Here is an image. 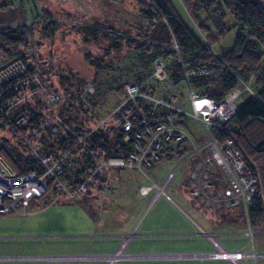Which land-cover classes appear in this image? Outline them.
I'll return each instance as SVG.
<instances>
[{
    "label": "rangeland",
    "instance_id": "rangeland-1",
    "mask_svg": "<svg viewBox=\"0 0 264 264\" xmlns=\"http://www.w3.org/2000/svg\"><path fill=\"white\" fill-rule=\"evenodd\" d=\"M183 1L171 0L185 25L202 40V34ZM2 2L10 3L11 7L0 11V29L6 26L13 28L24 42L13 50L12 55L0 53V80L18 70L24 60L33 65L35 76L27 85H37L38 91L33 93V89L27 88L18 99L26 101V114L41 113L44 134H51L47 129L49 126L56 134L73 129L63 125V111V114L69 111L77 113L86 133L98 126H117L113 117L118 102L116 89L124 80L135 81L137 76H144L150 67H154V63L150 67L144 64L149 58L141 50L126 46V38L149 42L157 39L164 45L163 37L157 32L148 37L141 35L147 24L140 13L141 0H0ZM51 20L55 21L57 28L46 36L40 28ZM236 23L235 17L226 11V25L231 30L213 45L217 54L233 44ZM87 28L97 29L100 35L91 38L85 31ZM107 29L118 38H106L104 33ZM86 54L88 60L95 61V65L85 58ZM61 74H73L83 80L79 85L80 99L76 94L74 99H70V94L63 91L59 82ZM239 80L237 88L241 94L238 103L251 96L261 83L247 73L240 74ZM144 81L148 84L153 82L150 77ZM171 89L185 99L188 96V87L183 82ZM54 95L58 98L51 100ZM67 108L69 110L65 111ZM184 109L190 111L187 105ZM184 119L182 127L201 147L207 141L202 125L190 115ZM73 126L76 127L77 123ZM5 140L8 146H5ZM0 145L11 150L14 157L17 153L31 154L18 138L13 137L7 126L0 128ZM185 145L182 143L174 150L180 152ZM192 152L193 146L187 144L184 156ZM208 155L209 152L204 150L203 156ZM197 156L195 161L199 163ZM182 157L183 154L163 157L154 161L151 168L142 169L158 185L168 171L175 170L176 178L163 185V190L172 200H167L162 192L153 200L156 188L147 195H141L138 187L150 181L138 168H105L99 174L104 182L95 179L93 170L87 176H93V183L85 194L71 197L55 187L44 199L32 200L26 213L0 215V237H7L0 239V246L38 255L67 256L65 259L70 264H107L105 256L117 250L124 236L129 237L125 248L128 254H190L213 251L207 235L215 234L230 251L254 249L263 254L258 264H264V214L251 220L248 218L246 208L253 199L248 186L243 187L245 194L227 196L224 190L228 185V175L223 168L212 164L207 180L212 184L204 188L206 196L201 204L202 198L194 197L192 192L195 188L188 184L194 158L180 164ZM79 167L75 156H69L61 179L66 183ZM53 179L55 184L57 181ZM43 208L45 210L41 211ZM249 228L253 233L252 239L244 234ZM114 264L231 263L182 257L121 258ZM243 264H254V260H245Z\"/></svg>",
    "mask_w": 264,
    "mask_h": 264
},
{
    "label": "trees",
    "instance_id": "trees-1",
    "mask_svg": "<svg viewBox=\"0 0 264 264\" xmlns=\"http://www.w3.org/2000/svg\"><path fill=\"white\" fill-rule=\"evenodd\" d=\"M141 2L143 6L140 7V13L147 21L141 35L148 37L147 35H154L157 32L158 36L163 37L164 45L158 43L157 39L149 42L146 39L126 38V46L141 50L149 58L144 64L150 67L154 63V67H150L144 76H137L135 81L122 82L116 89L118 102L115 109L126 97L123 89L125 83L138 85L140 90L144 91L148 83L143 80L148 77L153 81L149 84L158 87V96L165 88L167 92L176 93L171 87L183 82L188 89L207 96L215 102H223L235 91H240L237 88L240 74L247 73L259 80L261 83L255 88V92L244 101L237 102V112L227 125L229 130L222 131L214 126L210 129V133L217 144L226 137H233L247 164L254 165L253 173L248 176L253 175L256 178L255 190L259 197L255 198L256 203L248 208L247 212L250 220L261 216L264 214V0H184V6L202 34V40L185 25L171 0H141ZM10 7V3H0V11ZM226 11L236 19V36L229 49L217 54L213 50V45L231 30L226 25ZM56 28L55 21L51 20L41 27L40 31L48 36ZM85 31L93 39L100 35L97 29L87 28ZM104 36L118 38L108 29ZM23 42L21 35L16 34L13 28L6 26L0 29V53L6 56L12 55L13 50ZM173 44H176L177 48ZM85 58L88 60L87 54ZM88 61L91 65H95L94 60ZM23 62L18 70L0 80V128L7 126L13 137L18 138L31 153L26 155L17 153L14 157L11 150L0 145V157L15 172L19 174L29 170L43 172L46 166L40 160V156L51 155L54 161L63 158L59 168L55 169L60 173H55L65 186L73 189L97 168L98 162L109 158H128L130 152L134 150L135 131H130L129 139L126 141L123 140L126 132L118 125L106 126V128L98 126L86 133L81 127L83 121L77 113L71 111L61 113L65 119L63 125L71 126L72 130L56 134L49 126L47 129L51 134H44L45 127L40 121L41 113L26 114L28 111L25 107L26 101L18 99L27 88L35 89V84L27 85L35 76L34 67L25 60ZM157 62L165 67L166 78L162 81L153 77ZM193 71L196 72L192 73ZM59 82L63 91L72 97L70 99H74L75 94L80 99L79 85L83 82L82 79L73 74H61ZM75 88H77L76 93ZM139 100L145 104L144 99ZM64 104L66 105V102ZM144 107L146 110L149 108L148 105ZM67 110L69 109L65 111ZM129 111L135 113L133 106ZM134 121L137 130H142L144 124L135 118ZM75 122L76 127L73 126ZM184 122L185 119L179 124ZM5 146H8L6 140ZM69 156H75L80 167L74 170L72 178H67L65 183L61 175L62 172H66ZM171 157V155L167 156V158ZM95 179L102 181L97 174ZM53 180V177L49 178V191L55 188Z\"/></svg>",
    "mask_w": 264,
    "mask_h": 264
},
{
    "label": "built area",
    "instance_id": "built-area-1",
    "mask_svg": "<svg viewBox=\"0 0 264 264\" xmlns=\"http://www.w3.org/2000/svg\"><path fill=\"white\" fill-rule=\"evenodd\" d=\"M173 45L177 48L176 44ZM201 71L199 70V72ZM195 72L193 71L192 73ZM153 77L159 81L166 78L165 67L162 63H156ZM123 89L126 97L115 109L113 117L116 119L118 126L126 132L123 137L124 141L129 139L130 131H135L136 141L134 150L130 152L126 159L109 158L98 162V166L95 169L97 175L102 174L105 168L108 167L138 168L140 171H143L144 167L151 168L154 161L160 160L163 157L167 158L169 155L183 154L180 164L185 160H190L191 157L194 158V166L189 173L188 184L192 188H195L192 192L194 193L193 196L202 198L201 204H203L206 196L204 188L212 184L207 181L209 173L213 169L212 164L223 168L228 175V185L224 190L227 196L245 194V188L243 187L248 186L253 199L250 201L249 206H247L246 212L248 208L256 203L255 198L259 197L255 190L256 178L253 175L248 176L253 173L254 165L247 164L233 137H226L220 144H217L210 133V129L214 126L222 131L229 130L227 125L237 112L238 105L236 100L239 97L240 91H235L223 102H215L213 99L194 92L190 88L188 89L189 92L186 99L178 93L167 92L166 88L158 96L159 89L153 84L146 85L144 91H141L138 85L125 83ZM37 91L38 86L35 85V89L32 92L37 93ZM57 98L54 95L51 97V100ZM139 99H144L145 104H142ZM145 105L149 106L148 110L145 109ZM186 105L190 107L189 112L184 109ZM131 106L135 109V113L129 111ZM186 115L196 118L207 134V141L201 147L195 144L194 140L182 127V124H179L180 121L184 120V116ZM133 117L144 124L142 130H137ZM21 124L22 122L19 123V125ZM182 143H186V145L181 148L180 152H176L174 148L181 146ZM187 144L193 146V152L184 156ZM204 150L209 152L208 156H203ZM195 156H197L199 163L195 161ZM39 158L46 166L43 172L38 173L36 170H29L19 174L0 157V215L26 213L32 200H42L49 192L50 177L55 178L57 181L54 187L59 188L71 197H75L78 193L85 194L91 188L93 176L87 177L74 189L67 188L57 178L53 170L59 168L63 158L56 161L52 159L51 155L40 156ZM49 163L50 165H48ZM178 167L179 163L176 169ZM143 173L148 178L144 171ZM175 178V170L167 172L162 185V182L158 185L148 178L150 183L140 185L138 187L139 192L141 195H147L156 188L157 193L154 197L159 192H162L167 200H172L171 196L163 190V185L170 184ZM244 234L251 237V239L253 237L250 228ZM207 237L214 248L213 251L179 254L180 257L227 260L231 264H243V261L248 259H253L254 264H258V259L263 257V254L255 252L254 249L252 251L241 249L230 251L219 242L215 234L207 235ZM128 241L129 237L124 236L117 250L105 256L107 264H114L118 259L131 258L133 256V254L125 253Z\"/></svg>",
    "mask_w": 264,
    "mask_h": 264
},
{
    "label": "crops",
    "instance_id": "crops-1",
    "mask_svg": "<svg viewBox=\"0 0 264 264\" xmlns=\"http://www.w3.org/2000/svg\"><path fill=\"white\" fill-rule=\"evenodd\" d=\"M156 198L153 197L152 199L155 200ZM153 200H150V202ZM42 210L45 209L43 208L41 209V211ZM6 238H7L6 236L0 237V239H6ZM38 254L39 253H28L27 251L26 252L14 251V249L11 247L0 246V264H70V262L67 261L68 259H65L67 256L54 255V254H50V255H38ZM5 257H10V258L4 259ZM41 257H44L45 259ZM47 257L48 259H46Z\"/></svg>",
    "mask_w": 264,
    "mask_h": 264
},
{
    "label": "water",
    "instance_id": "water-1",
    "mask_svg": "<svg viewBox=\"0 0 264 264\" xmlns=\"http://www.w3.org/2000/svg\"><path fill=\"white\" fill-rule=\"evenodd\" d=\"M8 258L10 257H5L4 259H8ZM41 258L45 259L44 257ZM131 258L141 259V258H182V257H180L179 254H144V255L135 254L131 256ZM46 259H48V257Z\"/></svg>",
    "mask_w": 264,
    "mask_h": 264
}]
</instances>
